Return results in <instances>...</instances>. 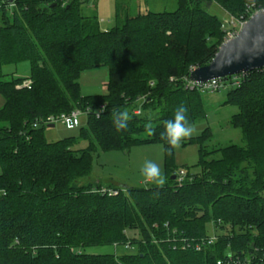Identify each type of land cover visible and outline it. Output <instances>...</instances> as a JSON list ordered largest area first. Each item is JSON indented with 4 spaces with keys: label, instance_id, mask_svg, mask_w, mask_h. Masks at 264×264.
<instances>
[{
    "label": "trees",
    "instance_id": "1",
    "mask_svg": "<svg viewBox=\"0 0 264 264\" xmlns=\"http://www.w3.org/2000/svg\"><path fill=\"white\" fill-rule=\"evenodd\" d=\"M89 1L0 0V264H235L228 252L242 259L264 250V68L242 73L224 101L237 108L230 124L243 145L205 149L206 127L182 142L199 145L200 170L190 173L161 139L178 106L191 125L205 117L202 92L185 77L223 40L210 5L247 20L264 0H177L175 10L135 15L119 0L106 30L84 12ZM21 62L29 76L7 78L3 68ZM99 67L108 69L106 93L81 95V72ZM73 109L86 112L77 134L48 141L44 120ZM122 110L132 119L118 131L112 113ZM80 140L85 148H76ZM152 143L164 149L163 186L122 184L110 193L80 184L97 148ZM178 169L186 171L181 182L172 179ZM210 219L218 238L198 251L182 247V238L206 237ZM126 242L132 251L120 255L83 251Z\"/></svg>",
    "mask_w": 264,
    "mask_h": 264
},
{
    "label": "rangeland",
    "instance_id": "2",
    "mask_svg": "<svg viewBox=\"0 0 264 264\" xmlns=\"http://www.w3.org/2000/svg\"><path fill=\"white\" fill-rule=\"evenodd\" d=\"M119 0H90L84 5V12L87 14L96 13L99 18L100 28L109 29L114 24L116 4ZM130 14L135 15L138 12H161L172 11L177 8V0H129ZM209 11L215 14L222 21L224 29L223 41L229 33L239 30L241 19L229 15L216 3H212ZM221 42V43H222ZM6 77L11 75L28 77L30 66L28 62L7 65L3 68ZM108 69L99 67L81 72L79 77L81 95H103L107 91ZM232 85L225 84L214 91H203V104L205 117L197 120L192 126L195 131L191 137H196L209 127L211 138L204 143L205 149L223 147L228 144L243 145L241 132L238 128L231 126L230 117L237 112V108L230 104H224L228 91ZM2 98L0 97V106ZM83 118V117H82ZM79 127L67 129L61 122H55L53 127L45 126L44 134L48 141H56L66 136L76 135ZM190 137V138H191ZM86 140H80L76 148H85ZM198 144L181 143L180 147L174 149L175 164L182 168L185 165L190 167V173H198L199 167L196 166L199 158ZM152 161L158 164L164 174V149L160 143L140 144L124 150H107L100 148L92 155L91 172L88 177L82 178L80 184L86 182L100 183L103 187H115L122 184L143 188L150 186H159L148 183L141 173L145 162ZM181 169H178V171ZM184 170V169H183ZM185 171V170H184ZM186 172V171H185ZM208 235L220 233V229L215 228L214 220L210 219L206 223ZM129 243V242H126ZM125 243V244H126ZM86 253H116L117 255L132 251L120 244H105L100 246L85 247Z\"/></svg>",
    "mask_w": 264,
    "mask_h": 264
},
{
    "label": "water",
    "instance_id": "3",
    "mask_svg": "<svg viewBox=\"0 0 264 264\" xmlns=\"http://www.w3.org/2000/svg\"><path fill=\"white\" fill-rule=\"evenodd\" d=\"M259 68H264V8L244 21L236 36L223 41L211 60L193 69L189 77L193 81L204 82ZM48 126L53 127V124ZM38 128H42L41 125ZM175 178L173 175L172 179ZM252 249L253 245L250 246Z\"/></svg>",
    "mask_w": 264,
    "mask_h": 264
},
{
    "label": "built area",
    "instance_id": "4",
    "mask_svg": "<svg viewBox=\"0 0 264 264\" xmlns=\"http://www.w3.org/2000/svg\"><path fill=\"white\" fill-rule=\"evenodd\" d=\"M252 15V14H251ZM250 15V16H251ZM246 20H242L239 22V29L241 25L244 23ZM239 31V30H238ZM238 31H233L232 33H229L228 37L226 39H231L236 36ZM225 39V40H226ZM196 67H191L190 72L195 69ZM241 74H236V75H230L226 77H216L209 79L204 82H198V81H193L190 79L189 75L185 77V80H187V87L190 89L197 88L201 92L203 91H214L219 89L221 86L225 84H230L232 86L238 85L240 81V76ZM31 83L30 80H25L23 82V86H29ZM85 111H82L80 109H73L72 111L68 113H61L58 116H49L44 120V123L46 125L53 124L55 122H61L67 129H74L76 127H79L82 123V117L85 114ZM134 113L138 114L140 113V109H136ZM37 124L35 123L34 126ZM186 172L181 169L176 172L175 177H177L178 181L181 182L185 178ZM101 192H107L109 191L110 193H116L117 191L115 190H110L107 189L106 187H101L99 189ZM220 221H217V224ZM216 225V223L214 222ZM216 228V227H215ZM218 238V234H213V235H207L206 237L200 238L198 240H190L189 238H182V247H192L195 250H200L203 245L205 244H211L213 243L216 239ZM125 248H131L130 243L124 244ZM228 260L234 259L235 264H264V250L254 248L251 253L248 256H245L244 258L240 259L238 256H234L231 252H228L227 254ZM228 262V261H227ZM229 263V262H228ZM217 264H223V260H219Z\"/></svg>",
    "mask_w": 264,
    "mask_h": 264
},
{
    "label": "clouds",
    "instance_id": "5",
    "mask_svg": "<svg viewBox=\"0 0 264 264\" xmlns=\"http://www.w3.org/2000/svg\"><path fill=\"white\" fill-rule=\"evenodd\" d=\"M187 112V107L180 105L175 110L173 118L164 122V131L161 133V139L167 142L169 151L180 147L185 139L190 138L194 134L195 129L189 122ZM130 119L132 117L127 110L112 113V123L118 131L126 129ZM145 129L149 135L154 134V129L150 122L145 124ZM141 173L148 183L159 186H163L165 183L160 166L152 161L145 162Z\"/></svg>",
    "mask_w": 264,
    "mask_h": 264
}]
</instances>
